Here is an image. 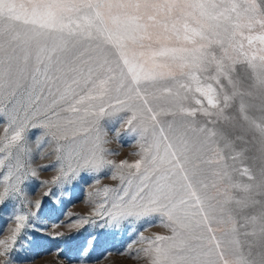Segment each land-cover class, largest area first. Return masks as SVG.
I'll return each mask as SVG.
<instances>
[{"label":"snow or ice","instance_id":"snow-or-ice-1","mask_svg":"<svg viewBox=\"0 0 264 264\" xmlns=\"http://www.w3.org/2000/svg\"><path fill=\"white\" fill-rule=\"evenodd\" d=\"M86 176L92 211L64 227L132 226L142 247L117 255L264 264V0H0V264L48 231L30 186Z\"/></svg>","mask_w":264,"mask_h":264},{"label":"rangeland","instance_id":"rangeland-1","mask_svg":"<svg viewBox=\"0 0 264 264\" xmlns=\"http://www.w3.org/2000/svg\"><path fill=\"white\" fill-rule=\"evenodd\" d=\"M112 143L107 147L119 153L113 159L119 161L127 158L135 159L131 154L137 150V145L130 137H122L118 142L109 134ZM35 147V145H33ZM46 155H51L49 149ZM54 156L50 159L37 160L34 166L39 164H51ZM55 171L47 170L41 172V179H51L55 175ZM117 181H112L110 178H103L101 185L116 186ZM93 184L92 177H84L74 186H70L65 190H60L56 186H51L52 195L44 197V192L48 191L47 187L41 186L38 183H33L30 186V199L34 202L37 199L45 201V207L42 209L41 221L38 227L47 229V232L41 233L29 230V234L33 237L31 241H25V252L23 256L26 258L24 264H68V259H58L60 257H68L76 264V257L81 248H87V257H90V264H148L147 258L141 255L138 258H133L135 249L142 247L139 244L132 243L135 238L129 225H124L120 231H112L109 229L101 230L98 227L85 226L77 233L76 229L64 227L72 219L88 217L92 211V203L88 199V193L93 191L90 185ZM55 208L56 211H52ZM8 217L5 212L0 211V238L7 235V228L14 227V224L7 223ZM55 221H60L61 226L53 228L52 224ZM148 228L143 232L144 236L153 234H165L166 229L159 225ZM56 232H63L64 235L59 238H54ZM96 237L92 240L91 237ZM30 244V247L28 246ZM131 244L133 256L128 254L117 255L119 251H125L128 245ZM108 253H112L108 255Z\"/></svg>","mask_w":264,"mask_h":264}]
</instances>
